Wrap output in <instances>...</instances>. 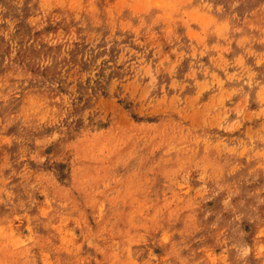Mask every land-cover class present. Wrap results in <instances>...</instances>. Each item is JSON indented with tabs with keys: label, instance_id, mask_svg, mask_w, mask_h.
<instances>
[{
	"label": "rangeland",
	"instance_id": "374dc122",
	"mask_svg": "<svg viewBox=\"0 0 264 264\" xmlns=\"http://www.w3.org/2000/svg\"><path fill=\"white\" fill-rule=\"evenodd\" d=\"M0 264H264V0H0Z\"/></svg>",
	"mask_w": 264,
	"mask_h": 264
}]
</instances>
